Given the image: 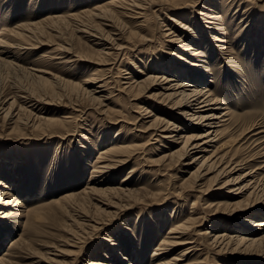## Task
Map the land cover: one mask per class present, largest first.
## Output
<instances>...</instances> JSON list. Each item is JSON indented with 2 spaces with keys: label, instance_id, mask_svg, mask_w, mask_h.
Instances as JSON below:
<instances>
[{
  "label": "rangeland",
  "instance_id": "374dc122",
  "mask_svg": "<svg viewBox=\"0 0 264 264\" xmlns=\"http://www.w3.org/2000/svg\"><path fill=\"white\" fill-rule=\"evenodd\" d=\"M104 1L107 0H0V34L3 28L8 30L19 23L39 21L55 11L66 15L87 14ZM196 2L185 17L180 16L185 11L178 8L182 11L157 12V19L158 7H151L147 15L150 14L148 23L153 27L151 33L155 31L154 42H140L138 39L135 43L128 42L129 49H125L121 57L117 56L120 50L116 44L121 41H113L114 37L107 36V30L111 28L101 26L100 32L108 42L95 41V37H89L69 25L63 39H48L45 36L40 40L42 44L32 41L35 44L33 48L22 50L21 55V52L18 53L16 63L19 66L0 62V181L8 185L7 189L0 185V195L4 190L11 192L12 203L0 206V212H14L12 217L7 216L6 219H2L0 213V259L7 258L5 264H89L92 261L129 264L127 260L134 264H153L160 258L155 252L165 239L172 244L184 242L175 237L188 224L193 226L184 238H190L188 240L195 243L170 246L172 251L167 255L168 258L180 257L179 264H195L204 258L203 264H264L263 249L252 247L219 251L212 243L215 232H211L212 226H217L218 233L227 231L233 235L237 230L234 226L248 227L244 221L239 222L238 217L264 211V179L256 184L258 178L264 177V170L242 178V184L254 178L252 186L255 185L257 189L254 191L252 187L240 195H236V192L230 195L226 187L219 189L223 181H213L215 172L206 175L197 184L193 175L197 166L185 164L192 161L193 155L184 161L168 156L165 162H158L162 161L165 153L169 154L181 146L180 143L168 145L165 138L159 136L170 133L169 130H162L164 125H160V129L154 133L157 134L155 137L160 138L147 142L155 129L147 131L145 127L156 117L164 119L163 124L170 121L180 125L179 136L200 126L195 124V120L190 121L182 116L170 100L162 97L166 91L160 84L162 79L159 78L149 88L147 84L141 88L135 86L130 96H123L118 91V85L129 81L127 77L139 82L147 76H162L165 72L169 75L176 69H184L191 76H181V80H192L195 73L187 66L189 61L194 60V50H181L180 43L169 42L162 34L170 31L166 28H173L182 39L191 42L194 49H204L210 53V57H214L209 63L211 71L207 76V85L217 97L224 98L232 112L240 118L229 136L233 133L238 140L237 135L245 123H254V128L260 127L255 131L263 130L249 140L254 152L259 154L250 165L263 164L264 0H235L233 6L223 5L216 0ZM206 6H218L215 12H226V18L219 24L232 27L229 35L234 36L237 30L245 28L250 24L248 21H252L250 28L246 27L244 33H239L241 41L237 45L238 55L234 58L235 67L220 55L216 56L220 42L213 39V25L205 22V16L201 15L206 12ZM244 12H247L245 17ZM171 15H175V20H169ZM184 24L189 29L181 28ZM128 25L135 24L128 21ZM91 26H97V23L92 22ZM117 27L122 28L123 43L128 35V27ZM257 37L263 40L260 48ZM201 39H206L210 46L203 45ZM104 43L105 46L100 45ZM61 44L72 49L69 52L61 50ZM257 46L260 51H256ZM103 48L105 53L112 54L108 56L102 53L100 49ZM12 52L10 56H4L12 57L14 49ZM106 58L109 60L104 62ZM114 61L115 69L109 73L105 70L108 68L105 64ZM117 68L124 70L123 73H119ZM91 78L107 83L105 88H98L101 91L98 94L104 97L110 95L103 105L91 101L85 92V88L93 90L99 85L88 83ZM48 81L53 82V87L50 83L46 84ZM13 97L16 98L15 103L12 102ZM137 107H145L152 112L139 116ZM9 110L10 114L6 115ZM102 110H109L110 116L100 115ZM27 119H37L34 121L37 122L36 126L25 125ZM132 143L141 145L129 163L110 173L94 172L100 150ZM167 145L169 149L165 147ZM253 168L245 167L234 176L243 175ZM90 186L130 191L134 196L105 197L117 204H113L115 207L112 210L99 214L96 208L98 200L102 198L85 191ZM69 195L75 196L64 200ZM17 201L21 204L14 206ZM81 206L87 208L92 219L87 213L83 215V211H87ZM216 208L218 210L213 212ZM207 211L216 214L204 216ZM261 218L263 216H258L255 220ZM87 220H95L94 229H97L87 227ZM171 230L176 233H170ZM204 232L211 234L204 235ZM241 233L243 231L237 232ZM19 238L22 246L11 247ZM194 244L197 245L195 249L183 256L187 248ZM111 247L120 248V253L116 254ZM49 248L52 251L47 250ZM12 249L21 253L13 254ZM21 250L29 252L28 255L22 254Z\"/></svg>",
  "mask_w": 264,
  "mask_h": 264
},
{
  "label": "bare ground",
  "instance_id": "6f19581e",
  "mask_svg": "<svg viewBox=\"0 0 264 264\" xmlns=\"http://www.w3.org/2000/svg\"><path fill=\"white\" fill-rule=\"evenodd\" d=\"M196 1H200V0H169V1H160V2L153 1V0H109V1L107 0V1H104L103 4L101 3L102 5L91 9L87 14L86 13H82V14H69L68 13V15H66L64 13H60V12L58 13L56 11L51 12L39 21L36 20V21L28 22V23H19L18 25H16V27L8 29V30L3 28L0 34V62L10 65V66L12 64H15V67L19 66L16 63L18 62L17 61L19 57L18 53L21 52L22 50L25 51V49H29L30 47L33 48L35 44L33 45L31 43L32 41H37L42 44V41L40 40L44 38L45 36H47L48 39L52 37L63 39L69 25L74 26V29H76L77 31L81 33H86L89 37H95L96 38L95 41H108L105 35L101 33L102 32L101 26L104 25L106 27L111 28L107 30V36L114 37L113 41H116V40L121 41V43L116 42L118 46L117 49L120 50L117 56L121 57L125 54L124 50L129 49L127 45L128 42L130 43L131 41H133L135 43L136 39H138L140 42L142 41H146L147 43L154 42L155 31L151 33V28L153 27H150V24L148 23L149 22L148 16L150 14L147 15L148 14L147 12L148 10H151V7H158V10L156 11V15H155L157 19H158L157 12L163 13L165 11H168V12L177 11L178 8H182L183 11H185V13L180 14L181 17H185L188 11H190L192 7H194L195 3H197ZM202 1H206V0H202ZM216 1H218V3H223V5H225L226 3V6L227 4H231L230 6H233L235 2V0H223V1L216 0ZM216 7L211 8V7L206 6L205 7L206 12H202L201 15L205 16V19H206L205 22L213 25V27H211V31L214 34L213 39L216 42H220V44L217 45L220 49L217 51L216 56L219 57L220 55L221 58H223L225 61L227 60L231 62L233 66L235 67L237 65L236 64L234 65V58L238 55L239 50L237 49V45L239 44V41H241V37H239V33L240 31L244 33L245 32L244 29L246 27L250 28L252 21L249 20L248 23L250 22V24H248L243 29L237 30L234 36L229 35L228 33L232 27L230 25L226 26V25L219 24L220 21L226 18V12H224L223 10L221 11L218 10L217 12H215L214 9H216ZM178 11H182V10H178ZM246 13L247 12H244L243 17H245ZM171 16L172 17H170L169 20H172V21L175 20L174 19L175 15H171ZM262 19L263 18L261 17L260 21H262ZM128 21L130 23L133 21L135 25L129 26ZM260 21H259V24L262 25ZM92 22L94 24L96 22L97 26L92 27L91 26ZM117 25H121L122 27H125L126 29L128 27V35L126 36L125 42L123 43H122L123 33L121 31L122 28L119 29ZM181 28L189 29V26L187 24H184V25H181ZM166 30H170V31L167 34L162 32V34L165 38H168L167 40L169 42L180 43L181 50H186V51L194 50V54H193L194 60L189 61V65L187 66L189 67L190 71L195 73L192 76L194 79L191 78L192 80H189V81L181 80L180 79L181 76L187 77L190 75L189 73L184 71V69L173 70L174 72H171V74L169 75H167V73L165 72L162 76H159V75L147 76L145 79L139 82H137V80H135L133 77L132 78L127 77V79H129L128 82H122L121 85H118L119 93L121 94L123 93V96H128V95L130 96L129 93L131 89L134 88L135 86L138 85L141 88L145 84H147L149 85L148 86L149 88L153 83H155L156 81L159 80V78H161L162 83L160 84L161 86H164V90H166L162 93V97L166 99L167 101L170 100L172 102L173 107L181 111L182 116H185L190 121L195 120V124H198L200 126H195L196 127L195 130H192V132H187L186 134H181L179 136L180 130H181L180 125H177L175 122L172 123L170 121H166L165 122L166 124H163V122L165 121L164 119H161L159 117L154 118L152 123H150V125L145 127L147 131H149L150 129H155L153 133H150L149 135L150 138L148 137L149 140L147 142H149L150 140L154 138L157 141L160 137H163L165 138L164 140L167 141L168 145L171 143L173 145L174 143L181 144V146L178 149H175V151L169 154L165 153L162 158V161H158V162L160 163L165 162L166 157L168 156L173 157V158L178 157L179 161H184L183 159H188V157L193 155L192 161L187 162L185 164L197 166L196 170L193 172V175H195L197 184H198V181L205 178L206 175L215 172V176H214L215 178L213 179V181L217 182V181L222 180L223 181L222 186H220L222 188L219 187V189H224L225 187L228 188L229 189L228 193L230 195H233L232 193L234 192H236L235 193L236 195H240L242 193H245L252 187L254 188V191H255V188H256L255 185L252 186V183H255L254 178L253 179L250 178V182H247V183L245 182V184H242V182H243V179H246V177H250L252 174L256 173L258 170H264V162L263 164L258 165V166L250 165V162L256 160L259 154L254 152L253 150L254 148H252L253 144L251 141H249L254 136L261 134L263 130L255 131L256 129H259L260 127L254 128L255 127L254 123H250V124L245 123L243 125L241 132L237 135L238 140H236L235 138L236 135H234L233 133L231 136H229L232 129L235 128L236 124H238V122L240 121V118L232 112L231 108L228 106V102L224 98L217 97L214 90H212L209 87V85H207V76L211 71V68H210L211 65H209V63L213 61L214 57L213 56L210 57V53H206L204 49H200V48L194 49L193 47L194 45L191 42L189 43L188 40L182 39L183 37H181V35L179 34H176L175 31H173V28H166ZM195 36H197V34ZM249 37H250V34H249ZM189 39H190L189 41H191L192 38L190 37ZM256 41L259 42L258 46L260 48V45L261 43H263V40L257 37ZM201 42L203 45L207 44V47L210 46V44H208L206 39H201ZM100 45L105 46V43L100 44ZM60 46L62 48L61 50H64L66 52L67 51L69 52L72 49L69 46L67 47L62 44ZM258 46H257L256 51L261 50V49H258ZM13 49L15 51V54H13L14 56L9 57L10 56L9 54L13 53L12 52ZM100 51H103L102 53L108 56L112 54L109 52L105 53L104 48L100 49ZM21 54L22 52L20 53V55ZM4 55H9V56H4ZM108 60L109 59L106 58L104 62ZM114 62L113 63L106 62L107 64H105V65H108V68H106L105 70H107L109 73L113 69H115L116 62L115 63ZM205 64H208V66H205ZM20 67H22V65H20ZM117 70H119V73L121 74L123 73L122 71H124L119 68H117ZM166 71H168V69H166ZM233 71H235V69ZM125 74H130V72H125ZM111 78H113L112 74H111ZM99 79L91 78L88 81V83L89 82L98 83L99 85L93 90H89L88 88H85V92L88 94V97L91 101L99 102L100 105H103L104 102H106L110 98L109 97L110 95L107 97H104L101 94H98L101 92L100 90H98V88H105L107 85L105 80H99ZM40 80L46 81V79H40ZM119 81H122V79H120ZM48 83H50V85L53 87L54 85L53 82H49V81L46 82V84ZM12 99H13L12 102L15 103L14 101H16L15 100L16 98L14 99L13 97ZM12 102L10 103V106L13 105ZM137 108H138L137 110H139L137 112L139 116H144L145 114L152 112L151 110L145 107H137ZM100 113H102L100 115H102L103 117H108L111 114L109 110H102V112ZM9 114H10V110L6 113V115H9ZM66 118H69V117H66ZM29 119H27L26 122H24V124L30 127L36 126L37 122L35 123L34 121H36L37 119H35L34 121L29 120ZM136 119L138 120V116L136 117ZM65 120H68V119H65ZM160 125L161 126L164 125V128L162 129L163 131L169 130L170 133L164 136L160 134L159 135L160 137L159 136L155 137L154 135H157V134H154V133L156 132V129L157 130L160 129L159 128ZM173 131H177V133L174 134ZM250 133H252V135L247 139L246 137ZM139 144L132 143V144H127L123 146L120 145L121 147H117V145H115L113 147H109L108 149L105 148V149L100 150V155L98 156L96 165L94 166L95 171L94 170L93 171L102 172V173H110L114 169L121 168L122 166H124L125 164L131 161L132 157L136 154V151L141 145ZM168 145L165 147L169 149ZM81 147L84 148L85 146L81 145ZM171 150L172 148L169 151ZM243 151H245L244 154H243ZM160 163H156V164H160ZM245 167H255V168L246 171L245 173H243V175H239L238 177L234 176L235 173H238L237 171H241V169H244ZM251 179L253 182L251 181ZM262 179H264V177L258 178V182H256V184L258 185L259 181H261ZM0 185L1 186L4 185L3 187L6 189L8 188V185L3 184L1 181H0ZM236 185H238V187H235ZM85 191H89L90 193H94V195L96 194V195L101 196L102 199L98 200V204H97L98 207L96 208V211L99 214H103L109 209L112 210V208L115 207L114 205L117 204L116 202H112V199L111 200L109 199L108 201V198H105V197H108V196L111 197L114 195L117 197L118 196H128V197L134 196V193H131L130 191H124V190L120 191V189L118 190L114 188L109 189L103 186H90V187H87ZM10 193L6 190L1 192L0 206L2 205L7 206V205L12 204L10 201V198H11ZM84 193H87V192H84ZM73 196L69 195L68 197L64 198V200H70ZM20 204L21 203L17 201V203H15L14 206H19ZM208 206L212 207L211 204H209ZM81 208L87 211L86 207L81 206ZM217 210L218 208H216L215 211L213 212H216ZM261 212H264V211L259 210L256 213H251L248 215L246 214L247 216L245 217L242 216L244 219L242 217H238L239 222L244 221V223H246L248 227H244V225L234 226V229H237V230L234 232L233 235H231L227 231L224 233H218L216 231L218 227L212 226L213 231L211 232H215L212 235L213 236L212 243L216 246V248L220 249L219 251H221L222 249L228 250L230 248H232L233 250H237V249L241 250L243 248L249 249L252 247H259L263 249L264 251V213H261ZM0 213L1 215H3V217L1 218L6 219L7 216L12 217L14 212L13 211H8V212L1 211ZM86 213L88 214L87 216L92 219V217L89 215V211L85 213L83 211V215ZM213 214H216V213H213ZM213 214L207 211L204 216H208V215L212 216ZM258 216H263V218H261L260 220H255V218H257ZM94 221L95 220H89V221L87 220V222H89V225L87 224L88 225L87 227L91 228L92 230H96L97 228L94 229L96 226L94 225ZM192 226L193 225L191 224L186 225L185 229H183L181 232H178L180 235H177L175 237L177 239L179 238L180 240H184V242L178 241L175 244H172L167 239H165L161 243V245L157 248L158 251L155 252V255H160V258H158L155 261L156 263L153 262V264H179L178 261L181 260L180 257H173V258L167 257V255L172 251V248L170 246H174V245L177 246V245H182V244L189 245L190 243H195L194 241L188 240L190 238L188 239L184 238V236L189 233L188 231L191 229ZM239 231H243V233L237 234V232L239 233ZM211 232H204L202 234L204 235L211 234ZM170 233H176V231L171 230ZM21 244H22L21 238H19L18 240L12 243L11 247L17 248ZM111 245L114 246L113 243H111ZM196 246L197 245L195 244L189 246L187 250L184 252L183 256L188 255V253L194 250ZM110 249H112L116 254L120 253L119 251L120 248L118 247L117 248L111 247ZM12 250L13 251L11 253L13 254L16 253L18 255L20 252L19 251L17 253L15 249H12ZM47 250L52 251V249L50 248ZM28 253L27 252L24 253L22 251V254L28 255ZM32 253L33 252L30 251V255H32ZM216 254H218V252ZM163 255H166V256L162 257ZM6 259L4 260L3 258H1L0 264H5ZM124 259L127 260L126 257ZM205 259L206 258H204L203 260L199 262H195V264H203ZM128 261H129V264H134L133 261L127 260V262ZM89 264H100V263L92 261Z\"/></svg>",
  "mask_w": 264,
  "mask_h": 264
}]
</instances>
